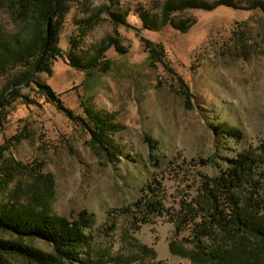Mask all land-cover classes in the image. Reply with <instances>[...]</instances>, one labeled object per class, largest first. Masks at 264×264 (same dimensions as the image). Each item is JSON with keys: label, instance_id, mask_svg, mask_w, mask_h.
I'll return each instance as SVG.
<instances>
[{"label": "rangeland", "instance_id": "1", "mask_svg": "<svg viewBox=\"0 0 264 264\" xmlns=\"http://www.w3.org/2000/svg\"><path fill=\"white\" fill-rule=\"evenodd\" d=\"M164 1L72 2L59 33L64 55L53 63L51 74L36 76L51 86L73 116L49 102L36 86L22 89L23 98L0 108L5 157L43 164L54 174L53 212L70 219L84 210L97 215V226L87 229L94 245L91 264H201L198 259L236 264L234 251L240 250L236 256L242 262L262 247V238L254 233L235 234L215 223L200 232L203 228L197 224L215 209L203 196L204 181L221 174L226 158L247 148L264 149V12L247 9L251 0H232L237 8L169 12L167 22L187 20L184 31L169 22L157 30L145 29L142 17L162 18ZM86 7L91 14L104 9L89 31L78 24L87 16ZM0 22L12 29L7 14ZM108 35L116 37L125 52L109 48L92 69L94 76L69 64V52L85 61ZM148 45L165 49V68L149 64ZM105 60L111 61L107 73L99 68ZM10 74L0 73V93ZM185 89L191 94L189 103ZM95 115L111 125L106 147L104 140H93ZM224 123L241 131V137L224 135ZM203 159L211 162L203 164ZM154 181L161 184L156 194L167 214L136 229L121 211L145 195L147 184ZM237 192L244 198L245 188ZM219 203L227 202L221 196ZM188 204L194 208L184 222ZM108 218L117 223L114 232L105 236L95 231ZM0 237L47 252L53 249L42 240L17 239L4 231ZM243 239L248 240L246 246ZM198 243L205 247L200 250ZM221 250L225 253H216ZM210 251L220 260L208 258ZM7 262L27 264L17 256Z\"/></svg>", "mask_w": 264, "mask_h": 264}, {"label": "trees", "instance_id": "2", "mask_svg": "<svg viewBox=\"0 0 264 264\" xmlns=\"http://www.w3.org/2000/svg\"><path fill=\"white\" fill-rule=\"evenodd\" d=\"M72 2H82V0H0V16L7 14L12 24V29L7 30L0 22V73L11 72L5 89L0 93V108L11 100L23 98L22 89L30 90L36 86L37 91L49 102L56 103L57 108L66 112L70 118L73 116L70 110L64 108L51 86L36 76V73L40 72L51 74L53 63L64 55L59 46V33ZM248 4L247 9H261L264 12V0H251ZM219 6L236 7L232 0L213 2L166 0L162 4V18L144 16L143 26L148 30H157L161 26L159 24L165 25L169 22L173 28L184 31L189 26L187 20L170 19L167 22L169 12H178L186 8L212 11ZM85 12L87 16L79 20L78 24L89 31L95 26L104 9L100 8L91 14L92 10L86 7ZM117 18L119 17H115L116 21ZM147 42L151 43L149 40ZM111 47L118 52H125L119 40L108 35L100 41L99 46L92 47L93 53L88 55L85 61L72 52H69L66 58L73 68L85 71L88 77H92L95 75L92 69L98 66L100 59ZM148 52V62L151 66H158V63L164 68L167 66V61L163 57L165 52L163 47L149 46ZM110 62L105 60L99 66L100 71L109 72ZM184 91L186 101L191 102L190 92L187 89ZM92 119L96 126V129L92 130L93 140H97L98 143L104 140L106 147L107 127L111 128V125L107 124V120L100 115H95ZM220 127L225 132L223 134L228 137L237 139L241 137V131L238 129L227 127L225 123ZM18 136L16 135L15 138ZM6 148L0 147V231L8 232L17 239L42 240L53 249L47 252L22 240L0 237V264H8V258L16 256L24 258L27 264H91L94 245L91 243L93 239L91 232L87 229L97 226V215L84 210L70 219L54 213L52 209L56 199L54 174L46 171L43 164H25L15 160L13 156L5 157ZM152 158L154 161L155 156ZM225 161L226 168L219 176L204 181L206 191L203 196L207 197V201H210L215 209L213 215L208 214L207 219L197 226L203 228L200 231L203 232L210 224L215 223L235 234L245 232L260 236L263 242L259 252L250 251L247 259L241 262L236 256L240 254V250L234 251V262L238 260L236 264L255 262L264 264V253H262L264 252V215L261 213L264 209V149L247 148L231 158H226ZM208 162L211 161L202 160L203 164ZM160 187L161 184L157 181L149 182L146 186L147 190H144L146 194L122 209L121 214L131 218L136 229L152 221L154 216L167 214L162 197H158L159 193L156 194L161 191ZM241 188L246 190L244 198H241L237 192ZM221 196L227 203H219ZM194 204L199 207L197 201ZM186 206L188 209L184 211L182 219L184 222L194 208H190V204ZM226 206L232 210L229 212ZM235 208L236 212H234ZM116 228V221L108 218L95 231L98 230L99 234L109 236ZM247 244L248 240L243 239V246ZM204 247V244L198 243L200 250ZM216 253L222 254L225 251ZM214 254L215 251L208 252V258L215 257L220 260V257ZM198 260L204 264V260Z\"/></svg>", "mask_w": 264, "mask_h": 264}, {"label": "water", "instance_id": "3", "mask_svg": "<svg viewBox=\"0 0 264 264\" xmlns=\"http://www.w3.org/2000/svg\"><path fill=\"white\" fill-rule=\"evenodd\" d=\"M21 86H23V85H21ZM12 88H14V87H12Z\"/></svg>", "mask_w": 264, "mask_h": 264}]
</instances>
